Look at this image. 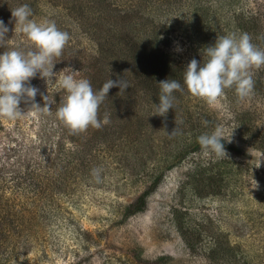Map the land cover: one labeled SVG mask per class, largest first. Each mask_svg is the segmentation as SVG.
Returning a JSON list of instances; mask_svg holds the SVG:
<instances>
[{
  "label": "rangeland",
  "instance_id": "obj_1",
  "mask_svg": "<svg viewBox=\"0 0 264 264\" xmlns=\"http://www.w3.org/2000/svg\"><path fill=\"white\" fill-rule=\"evenodd\" d=\"M24 1L0 0V17L10 29L7 48L30 47L22 34L14 32L11 12ZM59 3L58 7L45 2L33 6V14L38 9V15L30 17L37 22L53 21L70 35L63 50L70 53L56 59L57 73L66 67L76 70L99 53L100 46L78 23L87 25L90 15L101 16L103 23L125 20L117 10L106 8L112 3L128 9V15L155 14L156 21H160L156 26L166 35L167 44L160 48L172 55L176 67L192 59L202 64L203 52H196V48L234 32L248 33L252 43L264 50V0H105L102 5L106 9L102 11L97 10L99 5H89L90 12L82 22L62 9L64 1ZM197 7L203 8L198 14ZM185 32H191L196 42L191 44ZM4 50L0 48V52ZM252 75L253 92L243 100L234 86L224 90L213 105L184 90L190 114L200 115L210 131L221 126L226 140L223 142L239 147L241 154L226 151L227 156L217 157L202 151L166 171L165 167L176 163L178 156L175 145L165 141L174 139L169 136L174 130L172 122L177 123L188 111L183 110L179 118L177 109L174 116L172 112L161 117L154 113L153 104L158 105L154 94L129 100L136 102L130 103V116H126L127 110L120 116L133 119L142 111L139 114L148 127L141 130L143 139H148L143 144L144 156L129 153L126 143H103L97 138L98 130L91 126L73 134L79 141L74 143L69 141L70 135L63 133L55 114L54 96L62 93V100L64 92L37 74L31 80V85L39 89L35 103L43 107L40 93L49 95L51 110L15 120L0 118V167L9 166L2 177H7L10 170L25 184L24 174L30 173L39 184L38 189L27 183V187L17 189L0 188V263L161 264L159 257L171 256V264H207L201 247L225 237L241 249L244 259L238 260L239 264H264V66L253 68ZM20 107L25 109L26 105L22 102ZM187 137L191 143L184 144L192 145L194 140ZM178 144L176 148L182 150V143ZM197 165L220 173L223 181L218 185L213 182L210 189L205 180L204 187L199 186L202 194L195 196V181L190 176ZM93 170H99V179ZM155 173L164 174L145 209L128 214L150 187ZM37 208L47 213L40 214ZM6 215L10 217L8 222L3 220ZM177 216L189 227L203 231L206 242L198 246V252L187 247L177 228ZM225 258H232L231 254ZM225 258L215 264H234Z\"/></svg>",
  "mask_w": 264,
  "mask_h": 264
},
{
  "label": "trees",
  "instance_id": "obj_2",
  "mask_svg": "<svg viewBox=\"0 0 264 264\" xmlns=\"http://www.w3.org/2000/svg\"><path fill=\"white\" fill-rule=\"evenodd\" d=\"M59 1H64V6L62 7V9L69 11V17L74 16V19L78 20L79 22H82L86 17V14L90 12L88 8L90 7L89 5H99L100 8L97 9L99 11L111 7L110 11L117 10L118 14H120V18L125 19L123 21L110 19L106 20V23H103L101 21V16L93 15V17H91L90 15L87 18V25L86 23H78L79 26H82L83 30L85 31L84 33L91 37L92 40L95 39V42L98 44V46H100V49L97 55H91L92 60L88 59L85 65H78L76 71H80V78H87L91 81L94 90H99L102 85L110 78L114 81L118 79H126L128 81L129 87L125 91L120 92V89L118 87L110 89L108 97L105 98L103 104L99 108L98 113L101 119L107 113L110 119V123L99 128L102 130L96 128L94 129L98 130L99 135L97 136V138H102L103 143H115L116 145H122L126 143L128 144V148H130L129 153H133L134 156H144L146 154L144 152L146 150V147H144L143 144L147 143L148 139H143L144 135H142L143 133L141 131L147 127L145 120L143 119L141 114H139L142 111L136 113L133 119L121 117L120 115L126 113L127 110L128 113L126 116H130L129 111L132 107L130 103L136 104V102H130L129 100H132V98H138V96H140L141 94L147 95L145 97L154 94L156 103L159 105V82L161 81L167 79H175L179 81L184 90H186V87H184L183 83V76L184 69L189 63H186L185 66L176 67L174 65L172 55L170 53H166L160 48L162 44H167L165 38L166 35L161 34L162 32L160 33L159 27L156 26V23L160 21H156L155 14L153 15V17H151L152 14L147 15L145 13L139 14L142 16L128 15L126 13L128 9H126L125 7H116L114 3L105 8L102 5L105 0H25L24 4H28L31 8L33 6L36 7V5L39 7L45 2L46 4L51 3L52 6L58 7L60 5ZM166 1L170 2L176 0ZM200 9L202 10L203 8L197 7V14L199 13ZM38 11L39 10L37 9V12L33 14L32 10L33 18L38 15ZM121 13H124V15L122 16ZM201 18L204 19L205 14L202 15ZM0 19H2V17H0ZM69 23L71 22L69 21ZM78 25H76V27ZM185 34L189 38L191 44L196 42L191 32H185ZM214 43L215 41L210 44L205 43L201 47L196 48V52L198 51L199 53H202L205 47L214 45ZM69 53L68 51H63L62 55L58 57V60L59 58L64 59ZM203 59L205 60L207 59V57H204ZM200 62L203 63V60L201 59ZM183 67L185 68L183 69ZM184 90L176 91L174 93L176 97L175 109H170L167 113V115L169 116V113L173 112L172 116H174V111H176L177 109L179 110V112L176 115H178L177 118H179L183 116V110L188 111L187 116H183L177 123H175V120L172 122L173 124H175L173 126V129H175L176 127L178 128V134L175 136H170V138H174L173 140L168 138L165 141V143H170L171 146L175 145L174 149L177 150L176 156H178L176 163L165 167L166 171L180 164L183 159H186L191 154L202 152L201 146L197 142V137L201 134L211 132L207 123L202 120L200 115L197 116L190 114L191 107L188 106L187 102L188 94L185 95ZM225 90L228 91L229 89ZM61 95L63 94L58 92L54 96V101L57 102V106L55 107L56 109L60 106L61 99H59V97H61ZM151 100V98L147 99V101L150 103ZM177 101L179 102L177 103ZM177 105H180V107H178ZM112 120L116 124L113 123ZM59 122L63 128V133L65 135L67 134L71 136L69 138V141L71 140L74 143H79V141L74 140L73 137V134H75L76 132L70 130L60 120ZM182 130H188L187 132H190L192 135ZM187 136H190L194 140L192 145L184 144L188 142L191 143V141L188 140ZM90 141L92 142V138L90 139ZM130 143H133V145H131ZM178 143H182V150L176 148L178 147ZM222 143L224 142L222 141ZM224 146L226 151L228 152L234 153L235 155L241 154V150L235 145L224 143ZM7 168H9V166L6 167V165L0 167V188H6L8 186L17 189L22 188L23 185L24 187H27L26 183L28 184V187L31 186L36 189L39 188V184L36 185V182H38V178L32 179L30 173L24 174V180L26 182L25 184L24 182H21L22 180L20 181L17 178L18 176H12L13 172L10 170L7 177H2V173L8 170ZM26 170H28V168H26ZM208 171L209 169L207 167L197 165L196 170L191 174L190 177L195 181V187L192 189L195 196L202 194V191H199V186L204 187L203 182L205 180L209 181L208 184L210 185V189L213 188V182H217L218 185L223 181L222 179H219L221 177L219 172V174H217L211 170L210 172ZM17 173H15V175ZM162 175L157 176L155 173V175L151 179L152 182L150 187L140 196L136 205L134 207H131V209L129 208L128 214L132 215L133 213H138L145 209L147 199L158 187L160 181L162 180ZM214 175L216 179H213ZM36 210L40 212V214L47 213L46 211H44V208H37ZM3 220L4 222H8L10 220V217L6 215ZM176 222L178 224L177 228L181 232L182 238L185 241L187 247L191 251L198 252V246L206 242L205 236H203V231L200 230L199 227H189L188 225L184 224L179 217ZM35 226L36 225L34 223V227ZM3 231L5 232V229H3ZM186 235L189 236L187 237ZM195 237H197L198 239H194ZM1 242L2 241L0 240V243ZM210 242L205 247L201 245V249H203L204 251L203 254L206 258L207 264H215L216 261H218L219 259L222 260L229 254H231L232 258H225L224 260H229L234 264H239L238 260L244 259L241 249L239 248L237 250L236 248L238 247H233L225 237L218 240L214 239V241L210 240ZM6 261L7 260L1 262L0 264H5ZM158 261L161 264H171L174 259L171 256H161L158 258Z\"/></svg>",
  "mask_w": 264,
  "mask_h": 264
},
{
  "label": "clouds",
  "instance_id": "obj_3",
  "mask_svg": "<svg viewBox=\"0 0 264 264\" xmlns=\"http://www.w3.org/2000/svg\"><path fill=\"white\" fill-rule=\"evenodd\" d=\"M15 21L14 32L20 33L29 42L27 48H7V34L10 29L0 19V118L15 120L27 115L49 112V95L40 93L44 106L35 103L39 89L31 85L37 77L48 85H58L65 93L56 117L70 130L84 131L89 126L99 129L110 123L106 113L101 119L99 108L108 97L110 89L118 87L125 91L129 87L126 79H108L99 90H94L91 81L80 78L79 72L66 67L59 73L54 72L55 61L70 40L67 31L60 30L55 22H37L31 19L32 10L28 4L11 9ZM11 22V21H10ZM177 51H180L177 48ZM203 63L192 59L184 69V87L194 96L204 98L210 105L223 96L224 90L234 86L241 100L248 98L254 89L253 68L264 66V50L252 43L248 33H230L218 36L214 45L203 49ZM159 105L153 104L155 115L165 117L170 109H175L176 91H183L181 83L175 79L159 82ZM25 109L20 107L21 103ZM207 123V122H205ZM178 134L176 127L169 136ZM222 141L224 129L215 127L210 133L197 137L205 155L227 156ZM99 179V170H93Z\"/></svg>",
  "mask_w": 264,
  "mask_h": 264
}]
</instances>
